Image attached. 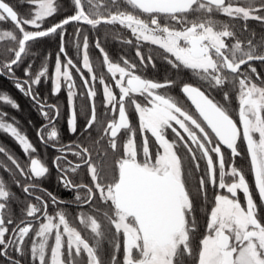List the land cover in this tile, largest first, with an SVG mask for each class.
Returning <instances> with one entry per match:
<instances>
[{"label": "snow or ice", "instance_id": "snow-or-ice-1", "mask_svg": "<svg viewBox=\"0 0 264 264\" xmlns=\"http://www.w3.org/2000/svg\"><path fill=\"white\" fill-rule=\"evenodd\" d=\"M20 3L0 0V78L56 154L0 84V133L24 155L0 144L5 264H264V0ZM53 169L71 204L43 187Z\"/></svg>", "mask_w": 264, "mask_h": 264}, {"label": "trees", "instance_id": "trees-1", "mask_svg": "<svg viewBox=\"0 0 264 264\" xmlns=\"http://www.w3.org/2000/svg\"><path fill=\"white\" fill-rule=\"evenodd\" d=\"M8 2L12 5L15 6V9L21 13V14H27L29 12V8L27 5H23L20 3V0H8ZM61 17L58 16L56 17V20L60 19ZM52 22H55L54 20H50L48 23H52ZM3 27H11V25H4ZM31 30V29H29ZM103 31V29H102ZM42 50L44 51H48V52H51L52 53V57H51V63H54V58H55V52L58 50V46H57V43L55 41H47L45 42L42 46ZM108 50L110 52V55L113 56V58H117L119 55L121 54H124L126 53L128 55L129 58H134V50L133 49H130L129 47L123 45L122 43H119L118 41L116 40H113L111 37H109V41H108ZM93 57L97 56L98 54L92 50L91 53H90ZM70 55H74V53H71L70 52ZM96 64L99 63V61H95ZM158 63V66L160 64L159 61H157ZM37 67H39V61H37ZM35 70V69H34ZM73 74L75 75V72H73ZM157 73L154 72L153 70H149L147 72V75L149 77H152L154 75H156ZM18 75H22V73H18ZM159 75L160 77H162L164 75L163 73V69L160 68L159 69ZM190 76V74L188 75H185V79H188ZM77 82L79 84V80L77 78ZM0 84H3L5 86V88L7 89V92H9L16 100H18L21 104V107L23 109L22 112H15L13 110H11L10 108H6L5 110L8 111L10 114H14V113H18V114H24L25 116H27L30 112H32V108L30 107V101L27 100L25 97H23L11 84L10 81H7L6 78H0ZM48 89H49V84H42L41 88H40V91L42 93H47L48 92ZM177 94H178V89L176 90ZM23 119V118H22ZM23 123V122H22ZM20 123V126L21 128L25 130L28 129V127L24 124ZM24 123H25V120H24ZM0 139L6 142H3V145L6 146V149L8 151H11V147H14L16 148L15 150V155H17L19 157L20 160L23 159V152L21 151L20 152V149H19V146L14 143L11 138H9L7 135L5 134H2L0 133ZM2 175H6L5 173H3ZM17 194L19 195V190L17 191Z\"/></svg>", "mask_w": 264, "mask_h": 264}, {"label": "flooded vegetation", "instance_id": "flooded-vegetation-1", "mask_svg": "<svg viewBox=\"0 0 264 264\" xmlns=\"http://www.w3.org/2000/svg\"><path fill=\"white\" fill-rule=\"evenodd\" d=\"M251 26L253 28H255L258 31V33H259V25H257L255 22H251ZM258 71L264 72V66H258ZM60 102H61V105H62V111L65 113V115L62 116L61 120H60V127L63 129V128L66 127V113H67V105H66V101H65V96L63 94L60 96ZM31 111L32 112H30L27 116H25L24 114H18V113H14V114H11V115L16 116L21 123L23 122L22 124H24V125H26L28 127V129L25 130V131L27 132V134L30 137L31 141L36 145V147L40 151L41 155L46 158L47 163L49 164V166H51V158L56 153H55L54 149H52V148L45 149L44 146L39 143V141H38V139L36 137V134H35V128L38 127L41 123H43V120H42V118L39 116V114L34 109H32ZM29 119H31L33 121V125H29L28 124V120ZM132 119H133V122H135V117H133ZM24 120H25V123H24ZM22 130H24V129L22 128ZM62 138H63V141H65V142H67L69 140H72V139H75V137L71 136L70 134H68L65 131H62ZM11 140L14 142L13 139H11ZM3 142H6V141L3 140ZM3 142L0 139V144L3 145ZM3 146H5V145H3ZM15 149L16 148L11 147L12 154H14V155H15V151H13V150H15ZM19 149H20V152H21L22 149H21L20 146H19ZM17 158L19 159L18 156H17ZM23 160H24V156H23V159L21 161L23 162ZM245 166H246V162H245ZM2 174H3V171L0 170V175H2ZM249 180H251V177H249ZM43 187H45L49 191L53 192L60 199L68 201L69 204H71L72 194L69 193L68 191L64 190L58 183H56V173H55L54 169L52 171V178L49 179V180H46L43 183ZM14 190L18 191V189H14ZM241 196H242V194H241ZM74 211H75V209L73 207V212ZM0 264H5L4 259L2 257H0Z\"/></svg>", "mask_w": 264, "mask_h": 264}]
</instances>
